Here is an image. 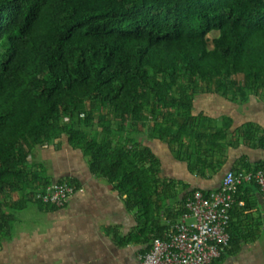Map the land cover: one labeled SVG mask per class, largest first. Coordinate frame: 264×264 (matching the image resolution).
I'll return each mask as SVG.
<instances>
[{
  "label": "trees",
  "instance_id": "obj_1",
  "mask_svg": "<svg viewBox=\"0 0 264 264\" xmlns=\"http://www.w3.org/2000/svg\"><path fill=\"white\" fill-rule=\"evenodd\" d=\"M205 92L264 101V0H0V245L51 182L32 149L63 135L137 209L138 239L164 236L161 211L184 181L161 176L141 135L201 176L228 145L264 146L254 122L196 113Z\"/></svg>",
  "mask_w": 264,
  "mask_h": 264
},
{
  "label": "crops",
  "instance_id": "obj_2",
  "mask_svg": "<svg viewBox=\"0 0 264 264\" xmlns=\"http://www.w3.org/2000/svg\"><path fill=\"white\" fill-rule=\"evenodd\" d=\"M255 97L262 105L246 112L242 123L235 120L234 112L221 116L217 106L210 112H195L217 120L230 116L234 120L232 130L254 122L264 133V101ZM211 98L214 103L230 100L214 93L207 99ZM139 138L160 157L161 176L184 181L176 183L174 196L167 198L168 206L161 211L159 224L163 226V233L169 227V220L178 221L192 187L209 191L220 186L227 170L264 167V146L240 142L225 148L221 155L224 163L218 172L212 173L210 169L201 176L191 172L187 162L179 160L167 142L143 135ZM35 151L42 154L36 157ZM88 158L81 147L68 142L66 135L51 145H37L32 149L30 159L43 165L51 182L73 177L84 189L70 195L61 206L34 198L36 201L19 208L25 212L32 203H37L41 218H30L29 212L17 217L13 211L15 216L9 221L8 238L0 245V263L142 264V256L151 248L153 238L138 239L136 232L141 223L137 209L130 208L125 197L105 177L91 170ZM248 163L262 165L257 169L247 168ZM21 194L15 193L14 198L21 200ZM239 195L246 201L241 198L244 203L234 204L230 232L233 238L240 239V244L234 251L229 245L224 257L214 264H264V189L255 181H248Z\"/></svg>",
  "mask_w": 264,
  "mask_h": 264
},
{
  "label": "built area",
  "instance_id": "obj_3",
  "mask_svg": "<svg viewBox=\"0 0 264 264\" xmlns=\"http://www.w3.org/2000/svg\"><path fill=\"white\" fill-rule=\"evenodd\" d=\"M255 181L264 189V167L257 170L233 169L219 187L209 191L196 188L185 201L178 221L169 220L164 236H156L142 256V264H214L230 245L232 208L241 186ZM84 188L71 178L53 181L37 191V200L61 206L67 198ZM2 264V263H0Z\"/></svg>",
  "mask_w": 264,
  "mask_h": 264
},
{
  "label": "rangeland",
  "instance_id": "obj_4",
  "mask_svg": "<svg viewBox=\"0 0 264 264\" xmlns=\"http://www.w3.org/2000/svg\"><path fill=\"white\" fill-rule=\"evenodd\" d=\"M214 33L217 34V32H214ZM214 94H217V93H214ZM210 96H211L210 92H205V93L198 95L197 99L195 100V110L196 111L204 110V111L210 112L212 109H214L217 106L220 108L219 112L221 116L224 114H229L230 112H234L235 114H232V115L234 116L235 120L241 123H242L241 120H244L245 118L246 112L248 111L250 112L251 110L254 111L255 109H258L259 106L262 105V103H260L255 97L258 95L254 93L250 94L249 97L242 102H234L232 100L221 99L220 101L214 103V100L212 98L209 100L207 99ZM242 109H243V112L241 113ZM168 151L170 154V150ZM41 154H42L41 151H38V152L35 151L36 157L37 155H41ZM228 171L229 170H227L226 173ZM170 172H171V169H170ZM25 212H29L30 218H41L42 217L38 215L40 211L37 207V203H32L30 207L25 210ZM25 212H22L21 209L15 210V214L17 217L24 215Z\"/></svg>",
  "mask_w": 264,
  "mask_h": 264
}]
</instances>
